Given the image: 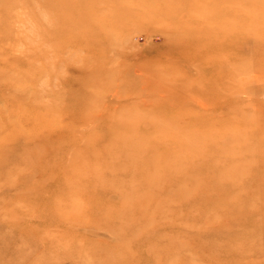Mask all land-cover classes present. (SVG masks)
<instances>
[{
    "label": "rangeland",
    "instance_id": "obj_1",
    "mask_svg": "<svg viewBox=\"0 0 264 264\" xmlns=\"http://www.w3.org/2000/svg\"><path fill=\"white\" fill-rule=\"evenodd\" d=\"M0 264H264V0H0Z\"/></svg>",
    "mask_w": 264,
    "mask_h": 264
}]
</instances>
